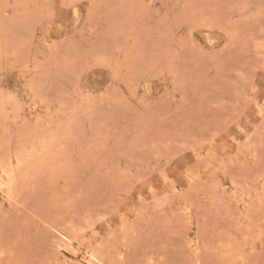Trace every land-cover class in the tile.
Returning <instances> with one entry per match:
<instances>
[{
    "label": "rangeland",
    "instance_id": "374dc122",
    "mask_svg": "<svg viewBox=\"0 0 264 264\" xmlns=\"http://www.w3.org/2000/svg\"><path fill=\"white\" fill-rule=\"evenodd\" d=\"M0 264H264V0H0Z\"/></svg>",
    "mask_w": 264,
    "mask_h": 264
},
{
    "label": "bare ground",
    "instance_id": "6f19581e",
    "mask_svg": "<svg viewBox=\"0 0 264 264\" xmlns=\"http://www.w3.org/2000/svg\"><path fill=\"white\" fill-rule=\"evenodd\" d=\"M2 166H3V165H2ZM4 167H5V165H4ZM3 169H4V168H3ZM1 170H2V169H1ZM5 170H6V167H5ZM5 170H4V171H2V172H6ZM2 184H3V183H2Z\"/></svg>",
    "mask_w": 264,
    "mask_h": 264
}]
</instances>
